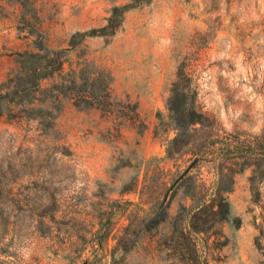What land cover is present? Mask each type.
I'll return each instance as SVG.
<instances>
[{"label":"rangeland","instance_id":"1","mask_svg":"<svg viewBox=\"0 0 264 264\" xmlns=\"http://www.w3.org/2000/svg\"><path fill=\"white\" fill-rule=\"evenodd\" d=\"M116 7H128L116 34L79 39L63 72L108 70L103 109L66 100L47 132L0 117V264H167L156 232L126 257L114 254L118 238L166 194L172 217L190 207L188 191L201 197L228 164L245 168L228 194L240 226L224 223L223 236H202L199 249L210 264H264V179L251 186L257 161L226 152L264 147V0H0V24L14 29L2 52L7 78L18 53L41 42L68 49L74 34L105 27ZM181 67L208 119L195 132L207 143L197 159L212 162L179 182L197 154L166 158Z\"/></svg>","mask_w":264,"mask_h":264},{"label":"trees","instance_id":"2","mask_svg":"<svg viewBox=\"0 0 264 264\" xmlns=\"http://www.w3.org/2000/svg\"><path fill=\"white\" fill-rule=\"evenodd\" d=\"M127 9L128 7L114 8L108 24L101 29L74 34L68 49L53 50L41 42L33 50L18 53L17 68L10 72L6 81L0 82V117L7 116L11 121L37 122L41 131L47 132L54 129L66 100H71L79 110L103 109V98L111 96V73L108 70L91 73L87 68L70 70L64 75L65 61L67 54L80 44L79 39L83 41L86 38L114 36ZM57 76L59 80L44 86L45 82ZM168 110L171 127L176 135L167 143L166 158L175 160L197 152L180 176L179 182H182L190 178L192 170L201 161L212 162L197 159L207 143H198L195 132L204 127L208 119L198 109L195 93L191 89V79L182 67L177 81L173 84ZM109 112L115 114L114 110ZM224 150L221 149L222 152ZM226 152L228 160L252 156L257 161L252 165L253 176L249 179L251 186L257 180L264 179V147L241 146L228 148ZM224 154L221 155L222 158ZM218 160L215 159V162ZM216 168L217 181L214 185L209 189L203 188L201 197H196L195 192L189 190L186 197L192 204L190 207H183L176 216L172 217L169 213L171 197L167 194L145 216L138 215L118 238L114 254L126 257L143 239L156 232L155 235L159 237V255L165 263L210 264L201 253L197 240L202 239V236H223L220 226L224 223L232 222L235 226H240V219L232 218V205L228 194L234 190L235 175L245 169L235 171L229 164L227 168L220 165ZM252 190L254 193L255 188Z\"/></svg>","mask_w":264,"mask_h":264},{"label":"crops","instance_id":"3","mask_svg":"<svg viewBox=\"0 0 264 264\" xmlns=\"http://www.w3.org/2000/svg\"><path fill=\"white\" fill-rule=\"evenodd\" d=\"M13 31V28L4 27L3 24H0V82L7 79V74L9 72V63H11V59L2 54V52L7 51V48L11 46Z\"/></svg>","mask_w":264,"mask_h":264}]
</instances>
